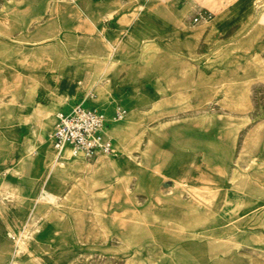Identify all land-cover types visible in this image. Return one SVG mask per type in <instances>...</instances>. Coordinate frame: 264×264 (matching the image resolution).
I'll list each match as a JSON object with an SVG mask.
<instances>
[{"label":"rangeland","instance_id":"rangeland-1","mask_svg":"<svg viewBox=\"0 0 264 264\" xmlns=\"http://www.w3.org/2000/svg\"><path fill=\"white\" fill-rule=\"evenodd\" d=\"M92 1L79 2L86 21L67 0H0V264H264V2L229 47L195 22L194 0H176L181 17L164 8L176 31L137 34L103 28L111 17ZM122 71L148 86L115 92ZM83 101L129 110L109 131L116 159L54 172L56 115ZM179 112L191 127L231 126L230 168L169 142L162 119Z\"/></svg>","mask_w":264,"mask_h":264},{"label":"crops","instance_id":"crops-1","mask_svg":"<svg viewBox=\"0 0 264 264\" xmlns=\"http://www.w3.org/2000/svg\"><path fill=\"white\" fill-rule=\"evenodd\" d=\"M14 3L21 4V0H8ZM80 1H92V0H67L68 6L73 5L77 8L80 18L89 21L86 10H82L80 7ZM136 2L131 4L132 9L129 11H121L118 0H93L92 5L98 6L94 12L98 15L105 16L106 19L103 23V28L108 29L110 32H129L131 34L137 33H170L176 31L175 28L170 25L169 14L165 13V7H176L180 17L182 12L186 11L188 5L186 3L176 0H131ZM264 0H194V4L190 6V10L195 14V18L203 17L207 19V22L214 23L213 26L207 27L208 31L214 34H218L219 42L223 45L230 44L229 47H240V41H231L233 34H242L244 37L252 31L254 26L256 12V3ZM103 7L110 8L111 11L103 13ZM136 7L138 9H136ZM143 7V8H142ZM16 11H20L16 9ZM23 11V10H21ZM203 19H199L197 22L202 23ZM264 21V14L262 15ZM121 21H129L127 25H122ZM264 27V23L262 24ZM178 31H184L182 26H179ZM85 32V28L83 30ZM71 34V33H70ZM108 41V40H107ZM133 47V45H131ZM225 47V46H222ZM130 69V68H128ZM112 80L115 84V92H140L144 90L146 83L149 81H143V79L135 80L129 72L122 71ZM68 92H72L74 85L72 81H67ZM109 112L112 111V103L102 104ZM73 107V106H72ZM71 107V108H72ZM70 108V109H71ZM70 109H64L61 111H67ZM225 114H230L229 111L224 110ZM188 112H179L175 116L167 115L162 119V122L168 123V136L169 142L175 144H189L194 147V151L197 152L199 157L204 158L206 153L212 160V162L224 169L230 168L234 161V139L233 132L229 131L231 126L225 125L226 122L219 118L215 124L211 125L207 129L191 127L186 124L185 118ZM220 117V116H219ZM177 119L173 122L172 119ZM56 123V118H55ZM115 125V124H114ZM109 128V131L114 126ZM55 127V125H54ZM54 130V129H53ZM108 131V136L110 137ZM50 136V135H49ZM51 142V141H50ZM245 138L242 139L241 148L243 152H246ZM211 149V150H210ZM101 156V155H100ZM98 156V157H100ZM97 157V158H98Z\"/></svg>","mask_w":264,"mask_h":264},{"label":"built area","instance_id":"built-area-1","mask_svg":"<svg viewBox=\"0 0 264 264\" xmlns=\"http://www.w3.org/2000/svg\"><path fill=\"white\" fill-rule=\"evenodd\" d=\"M203 17L195 18V22ZM129 110L121 102H113L109 112L103 105L83 101L70 110L60 111L49 139L59 157L67 149L82 154L88 160L114 151L112 138L107 137L109 128L127 119Z\"/></svg>","mask_w":264,"mask_h":264},{"label":"bare ground","instance_id":"bare-ground-1","mask_svg":"<svg viewBox=\"0 0 264 264\" xmlns=\"http://www.w3.org/2000/svg\"><path fill=\"white\" fill-rule=\"evenodd\" d=\"M209 1V0H208ZM143 8V7H142ZM190 19V18H189ZM204 21H202V23L201 24H203V26L205 25V23L207 22V20L204 18L203 19ZM183 27V26H182ZM59 100L60 101H64L65 99H64V97H59ZM45 110V109H44ZM42 114H45V118H49V116H50V113L49 112H44V113H42ZM114 132H115V134L116 135H120L121 134V132H120V130H118L117 128H114ZM107 137H109L108 136V132H107ZM110 138V137H109ZM59 158V157H58ZM115 159H116V157H115V155H113L112 153L111 154H107V155H101L97 160V163H95V164H90V163H88L86 160H88V159H86V158H84V156L82 155V154H77V153H75L73 150H71V149H67L64 153H63V155H62V160L59 162V161H55V163L54 164H52L53 165V167H52V169L51 170H53L54 172H59V170H61V169H64L65 167H66V165L69 163V162H73V163H83V165L85 166V168H86V170L87 171H92V170H95L96 168H98L99 166H102V165H104V164H106V163H109V164H112L114 161H115ZM52 176V175H51ZM82 185H83V183H82V181H80V180H75L73 183H72V188H73V190L74 191H76V190H79L81 187H82ZM42 199L44 200V201H54L55 200V197H54V195L51 193V192H49V191H47V190H45V189H43V191H42ZM18 241H19V239H18ZM25 243L23 242V243H21V247H20V251H22V250H24L25 249ZM19 246V245H18ZM15 264H17V263H15Z\"/></svg>","mask_w":264,"mask_h":264}]
</instances>
